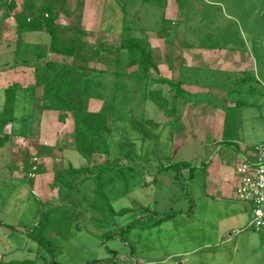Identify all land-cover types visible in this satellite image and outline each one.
Segmentation results:
<instances>
[{"label":"rangeland","instance_id":"obj_1","mask_svg":"<svg viewBox=\"0 0 264 264\" xmlns=\"http://www.w3.org/2000/svg\"><path fill=\"white\" fill-rule=\"evenodd\" d=\"M36 1L56 5L60 44H69V40L76 35L77 53L71 57L52 53L49 51L51 37L46 33L30 36L26 38L28 45L12 46L11 50L8 45L14 40L22 42V38L16 32V26L13 30L7 23V27L0 29V42H10L8 45L0 43V70L7 72L0 81V114L6 107L3 92L8 87L17 83L23 84V87L34 85L39 88L36 68L34 71L18 66L10 71L15 68L12 66L18 53L21 61L32 64L38 62L44 65L47 60L86 64L88 69L93 70L90 78L98 81L96 88L90 90L94 99L98 100L94 104V111H98L104 101L111 102L114 95L113 87L117 81L111 72L116 69L115 53L120 50L123 39L140 38L144 34L143 28L146 29L155 62L163 59L167 63L172 48L165 52V41L182 39L203 44L205 39H209V34L210 41L221 40L217 35L224 20L219 15L222 12L218 11L219 2L229 10L227 12L241 16L264 6V0H180L177 3L173 0ZM100 36L103 38L98 43ZM157 45L161 46L158 48ZM124 51L123 61L117 67L120 71L129 68ZM130 69L136 70L137 66ZM162 71H165L163 65ZM21 72L24 75L31 73V77L23 76L20 83L18 77L23 75ZM148 72L152 77L159 75L154 66H150ZM123 82L126 83L124 78ZM128 84L136 91L134 98L114 103L124 116L133 109L130 114L137 119L139 130L126 119L114 122L111 155L94 156L89 163L69 152L75 144L70 118L63 123L56 119L60 112L55 113L53 121L56 119V123L51 122L48 126L43 118L44 112L40 111L41 102L33 109V105L23 104V96L18 94L16 113L19 118L26 115L29 135L18 134L20 128L23 127V131L26 129L23 123L18 122L22 126L16 125L17 121L14 122L17 132L0 133V138L4 140L0 143V220L5 223L0 225V259H52V254L39 247L29 235V229L36 228L43 213L49 209L44 216L47 226L43 236L54 247L53 264H226L230 261L232 264H246V261L248 264H264V228L255 231L251 225L253 212L251 218L248 212L242 222L227 227L225 222H218V218H224L238 205H222L205 197L199 182L201 178L188 175L190 167L196 168L193 162L188 160L191 164L188 171V167L161 171L162 165L183 162L201 151L210 152L208 145L204 148L197 143L202 136L199 133L200 123L194 122L188 127L190 137L194 138H189L191 144L184 145L182 136L172 142L171 127L162 128V122L155 124L159 116L151 105L152 99L143 101L140 98L138 90L144 89L145 80L136 77L128 79ZM169 90L166 85L163 94L170 100L172 94ZM37 93L41 95L42 88ZM161 103L166 109L170 108L169 101ZM146 107L149 110L145 115L153 124L142 120ZM169 113H165L168 119ZM109 122L112 124L111 116ZM185 130L186 125L183 127ZM57 132L60 135L53 142L52 133ZM128 151L131 155L127 157ZM174 152L177 155L172 160ZM26 163L32 164L26 167ZM100 163H109L111 168H94V178L80 184L71 200L61 195L60 185L56 183L59 171L70 166L86 168ZM246 206L252 211L251 205L242 204L243 209ZM124 208L129 211L118 214ZM233 221L229 219L230 223ZM235 227L242 230L234 233ZM231 233L233 236H230ZM222 238L225 240L223 245L206 246ZM234 251L240 252L235 256Z\"/></svg>","mask_w":264,"mask_h":264},{"label":"crops","instance_id":"obj_2","mask_svg":"<svg viewBox=\"0 0 264 264\" xmlns=\"http://www.w3.org/2000/svg\"><path fill=\"white\" fill-rule=\"evenodd\" d=\"M23 1L24 0H11L13 5L17 7H19L20 3L22 4ZM32 1L36 4L35 10L43 4H39L36 0ZM173 1H176L177 3L180 0ZM180 5L181 4L178 6L181 7ZM20 9L21 6L14 10V13ZM10 10L12 11V9ZM227 10L228 9L219 2L218 11H222L219 15H222L224 20L223 27L221 28L222 30L219 31L217 35L221 40L210 41L211 34H209V39H205L206 42L203 44L189 43L182 39L174 40L175 42L165 41V43H163V49H165V52L170 51L168 49L172 48V54L167 58V63L169 62V64L163 59L162 61L158 60L156 62L154 60L156 63L155 70L159 75L150 77L155 81L152 84V86L154 85V88L151 87V89L156 93H159L160 91L163 96H166L163 94V88L166 87L167 84H163L158 79L171 80L173 83H179V81H182L181 89L182 93L188 97L186 100L176 96V89L170 88L169 90L170 94H172L170 97L171 99L169 100L170 112L177 110L176 113H179L175 116H170V119H168L165 116L168 108L161 109L153 103L151 105L154 106L156 109L155 112L157 116H159V119H156V123L162 122V125H160L162 128L170 126L172 136L171 141L175 142V138L178 139L179 136H182V143H185L184 145L186 146L191 144L189 138L194 139L192 135L190 137L188 127L192 126V124L194 125V122L200 123L199 133L202 136L197 143H200L202 146L204 145V148L208 145L210 152L207 153L201 151L200 154L193 156L192 158H185L186 160L183 162L190 164L189 161H191L195 164L196 168L193 169L190 167L191 170H189L188 175H190V177L195 175L197 178H201L199 182L202 183L205 197L213 201L216 200L220 204L222 203V205H238L233 212H230L231 215L230 213L224 215L227 217L226 219L225 217L218 218V222H225L228 227L242 222L243 216L248 214V212L250 213L251 218V209L247 206V209H243L242 204L244 203H241L234 197L236 188L239 184L236 167L242 160H248L250 162L256 161V147L264 142V6L262 9L261 7H256L251 10L249 14L245 13L243 16L238 14L235 15V12H232L233 14L229 13ZM165 14L167 15L168 12L166 11ZM187 18L188 15L186 16V19ZM7 23L11 24V29L15 30L16 22L14 17H7L6 10L1 9L0 29H2V27H7ZM144 30L147 33V30ZM40 33L46 32L35 31L19 34L23 43L18 42V40H14L12 43L5 42V40L0 43H4L5 45L10 43L8 47H11V50H13V47H18L21 44L25 47V45H28V40H26V38ZM14 35L18 36L16 32H14ZM178 35L180 34L178 33ZM145 36L147 37V34H145ZM152 36L154 35H151V37ZM160 46L161 45H157L158 48ZM17 51L18 50H16V53H18ZM18 56H14L15 63L12 67L15 68H12L10 71H14L18 66L35 71V64L38 62L33 64L30 62H23L21 61L20 53H18ZM116 58L114 59L116 69L111 73L114 75L116 81L118 79L116 77L117 73H123L124 79L126 80V86L131 89L132 87L128 84V79L136 78L132 74V70L134 69H130L131 67H129L128 69H123V71L118 70V60ZM63 62L76 64V61L74 63L69 60ZM82 62H84V60ZM162 65L165 67L164 72L162 71ZM17 72L20 74L19 70ZM5 73L7 72H1L0 70V81L3 80ZM21 74L23 73L21 72ZM25 75L28 76L27 78L31 77V73H25ZM25 75H19L18 78L20 83ZM22 85L23 84L19 85L15 83L7 89H10L11 95H13V93H15L16 96L21 94V96H23L22 103L33 105V109L39 104V102H41L40 111L45 114L43 115V118L46 125L49 126V123L51 124V122H55L59 119L58 115L56 117L57 120L54 119L53 121V115L59 111L42 109L44 98L43 86H39L38 88L33 85V87L29 88L23 87ZM11 88H15V91ZM41 88L42 94L39 95L37 92ZM145 89L146 85L142 90ZM6 90L3 92L5 102ZM197 98L200 100H197ZM96 101L98 100L94 99V96L90 97L88 102L90 111H94V104ZM1 104L2 102L0 98V105ZM101 108L102 106L100 109ZM16 110L17 104H15L13 112L15 120L4 125L0 130V133L11 134L17 132L16 129L18 128H15L14 124V122L17 121L16 125L22 126L20 124L23 123L24 128L26 129L23 131V127L20 128L18 134L28 136L29 125L25 124L27 122L25 120L26 115L19 118ZM148 110L149 108L146 107L144 112H148ZM166 118L168 120L165 121ZM18 122L20 124H18ZM184 125L187 127V130L185 131H183ZM71 126L74 131L73 123ZM59 135V132L52 133V141L54 142ZM3 141L4 140L0 138V143H3ZM59 148L61 149L62 147ZM201 148L202 147H200V149ZM71 151L72 153L70 154H74L80 159L84 158L87 163L91 162L92 157L94 159V156L99 157L100 155H103L92 154L89 158H86L76 150L75 144L72 149H69V152ZM176 155L177 153L174 152V158L171 159L174 160ZM0 156V160H2V155L0 154ZM92 167H94V165H92ZM188 169L189 166L186 170L188 171ZM43 171L45 170L43 169ZM1 183L2 182H0V184ZM230 218L234 219L232 223L229 222ZM239 230L242 229L236 227L233 228L234 233H237ZM230 236H233V233H231ZM224 243L225 240L222 238V240H217L214 244H208L206 246H221ZM234 252L236 256L240 251ZM248 252L250 253L252 251ZM245 263L248 264L247 261ZM183 264H185V262H183ZM226 264H232V261Z\"/></svg>","mask_w":264,"mask_h":264},{"label":"trees","instance_id":"obj_3","mask_svg":"<svg viewBox=\"0 0 264 264\" xmlns=\"http://www.w3.org/2000/svg\"><path fill=\"white\" fill-rule=\"evenodd\" d=\"M0 6L6 10L7 17H14L16 22V32L18 34H23L25 32H46L51 37V43L49 46V51L56 53L57 55L74 56L76 52V46L74 39L72 37L68 44H60V33L61 30L58 26L57 19V9L55 4L43 3L37 10L36 4L32 0H24L21 9L14 13L15 5L10 0H0ZM12 9V11L10 10ZM35 10V11H34ZM70 28V27H68ZM144 30V29H143ZM60 31V32H59ZM167 31V30H165ZM78 33V32H77ZM143 36L140 38L129 37L122 40L120 44V50L115 53V58L118 60V65L123 61V50L127 55V67L137 66L138 69L132 72L134 77L137 79L145 80L146 89L138 90L141 92V97L143 101L152 99L153 103L159 106L161 109H166L165 104L169 101L166 96L162 93L155 92L151 89L152 84L155 82L149 75V67L156 66L154 62L153 52L145 36L146 31H143ZM103 37H98V43ZM99 53V51H96ZM41 53V57H42ZM93 70L87 68V65H79L70 63H57L52 60H47L44 65L36 64L37 78L36 83L38 86L44 87V98L42 103V108L45 110H56L59 111V120L61 122H66L70 118L74 126L75 135V146L76 150L81 153L84 157L89 158L92 154H103L109 157L111 155V134L113 132V123L121 120H128L133 125H135L136 130H139L137 126V119L132 118L131 110L127 112L128 115L124 116L118 111L117 105L114 102L130 101L134 98L136 91L134 88L129 89L123 82L124 74L119 72L116 77L117 83L113 88L114 95L111 97V102H107L98 111H90L88 109V102L92 96L90 90H94L98 84L96 78L91 79L90 73ZM89 72V73H88ZM95 72V70H94ZM140 74H136V73ZM163 84H167L170 88L176 89V96L186 100L188 97L182 93L181 85L182 81L179 83H173L171 80L158 79ZM14 89L15 88H11ZM138 89V87H136ZM101 96V95H97ZM16 94H10V89L6 90V107L5 110L0 114V130L8 122H13L14 108ZM155 97H157L156 100ZM197 100H200L197 98ZM120 101V102H121ZM166 112H170L168 109ZM177 110L169 113L170 116H175ZM112 118V124L109 122V118ZM142 120L144 123H152L151 119L142 113ZM155 124L156 123L155 121ZM131 153L128 151L126 156H130ZM32 163H26L25 166L29 167ZM36 164V163H35ZM190 167V164L184 162H177L170 164L169 166H161L162 170H168V168H186ZM94 168L97 170L110 169L109 163H104L100 165H94V167H82L73 168L69 167L66 170L59 171L56 176V183L60 185V193L64 196L66 200H71L79 185L83 182L88 181L92 177L94 178ZM81 173L83 175L81 176ZM59 207V206H56ZM52 208V207H51ZM49 209L46 210L40 219V224L36 228L29 229V235L37 242L38 246L45 248L52 254V259L49 261L47 258L43 257L44 260L39 258H25L19 259H0V264H53L54 263V247L51 245L50 241L46 240L43 236L45 231L46 222L44 216L48 213ZM128 208H124L118 212V214H124L128 212ZM164 220V219H163ZM5 224L0 220V225ZM8 227L13 228L12 225L6 224ZM116 264V262H113Z\"/></svg>","mask_w":264,"mask_h":264},{"label":"built area","instance_id":"obj_4","mask_svg":"<svg viewBox=\"0 0 264 264\" xmlns=\"http://www.w3.org/2000/svg\"><path fill=\"white\" fill-rule=\"evenodd\" d=\"M236 174L239 184L234 197L251 205V225L260 231L264 228V142L256 147V161L242 160L236 167Z\"/></svg>","mask_w":264,"mask_h":264}]
</instances>
